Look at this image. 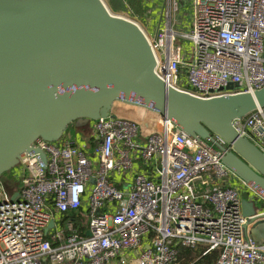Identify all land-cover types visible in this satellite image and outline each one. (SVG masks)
<instances>
[{
  "label": "built area",
  "instance_id": "obj_1",
  "mask_svg": "<svg viewBox=\"0 0 264 264\" xmlns=\"http://www.w3.org/2000/svg\"><path fill=\"white\" fill-rule=\"evenodd\" d=\"M159 18L145 34L170 86L199 97L264 86V0H164ZM232 125L264 153V107ZM156 127L111 115L92 121L91 150L66 134L35 140L45 161L24 153L15 186L0 179V264H178L180 248L194 252L186 264L212 251L214 264H264L241 210L244 193L264 199L222 163L224 141L202 144L158 114Z\"/></svg>",
  "mask_w": 264,
  "mask_h": 264
},
{
  "label": "water",
  "instance_id": "obj_2",
  "mask_svg": "<svg viewBox=\"0 0 264 264\" xmlns=\"http://www.w3.org/2000/svg\"><path fill=\"white\" fill-rule=\"evenodd\" d=\"M155 69L142 28L104 0H0V179L24 153L45 161L35 140L57 142L72 124L111 116L122 103L169 119L202 144L220 137L222 163L264 199V153L232 125L264 107V86L199 97ZM241 210L245 230L260 240L264 213L245 198Z\"/></svg>",
  "mask_w": 264,
  "mask_h": 264
},
{
  "label": "rangeland",
  "instance_id": "obj_3",
  "mask_svg": "<svg viewBox=\"0 0 264 264\" xmlns=\"http://www.w3.org/2000/svg\"><path fill=\"white\" fill-rule=\"evenodd\" d=\"M115 1L119 6L122 7L120 10L115 11L114 13L123 15L133 20L134 22L138 23V25L142 28L144 33L150 34V32H153L155 30L156 26L154 27V23L156 22L157 19H160L157 13H160L162 6L164 4V0H115ZM106 5L108 6V4ZM181 8L183 9L182 5ZM188 8L190 9L189 4H188ZM182 42L184 46L188 45L187 40H182ZM134 108L137 109L136 107ZM133 117L136 118L137 116L133 114ZM155 119L156 117L153 114L147 113L145 122L152 123V121L154 122ZM72 128L73 126L71 125L68 128V131H71ZM9 177H10V172L7 173L6 177L2 176L1 178L7 188H12L15 186V182L10 180Z\"/></svg>",
  "mask_w": 264,
  "mask_h": 264
},
{
  "label": "crops",
  "instance_id": "obj_4",
  "mask_svg": "<svg viewBox=\"0 0 264 264\" xmlns=\"http://www.w3.org/2000/svg\"><path fill=\"white\" fill-rule=\"evenodd\" d=\"M157 14L159 16V13ZM158 24H159V19H157L156 22L154 23V27L155 26L157 27ZM134 107H136L137 109H135ZM111 113L113 116L121 117L125 119L129 118V120L132 119L133 121L137 122L142 127V131L144 134L151 133L152 131H155L157 129L156 119L154 122L152 121V123L145 122L147 113L153 114L155 117H157V114L153 112H149L143 108H140L137 106H130V105L122 104V103H116L114 104ZM133 114H135L137 117L134 118ZM91 131H92V121L84 122V123H77V124L74 123L72 130L67 131L66 135L69 136V138L71 139V141H73L75 145L82 146L85 148V150H91L92 148V145L90 143ZM247 195H248L247 193H244L242 195V198L249 200L248 198H246ZM261 205L259 206L256 205V206L257 208L258 207L262 208L261 210L264 211V204L262 206ZM253 240L258 243L264 242V229L260 231V240H255V239Z\"/></svg>",
  "mask_w": 264,
  "mask_h": 264
},
{
  "label": "trees",
  "instance_id": "obj_5",
  "mask_svg": "<svg viewBox=\"0 0 264 264\" xmlns=\"http://www.w3.org/2000/svg\"><path fill=\"white\" fill-rule=\"evenodd\" d=\"M106 4H108L109 8L115 12L121 9L122 6H119L115 0H104ZM74 126V124H72ZM7 173L3 175V177H6ZM81 215L79 212H68L64 216V220L71 219L74 221V219H80ZM180 261L178 264H186V262L193 258L194 252L188 248H180ZM217 252L212 251L207 253L205 256H203L201 259H199L195 264H214L216 258H217Z\"/></svg>",
  "mask_w": 264,
  "mask_h": 264
},
{
  "label": "bare ground",
  "instance_id": "obj_6",
  "mask_svg": "<svg viewBox=\"0 0 264 264\" xmlns=\"http://www.w3.org/2000/svg\"><path fill=\"white\" fill-rule=\"evenodd\" d=\"M258 209V208H257Z\"/></svg>",
  "mask_w": 264,
  "mask_h": 264
}]
</instances>
